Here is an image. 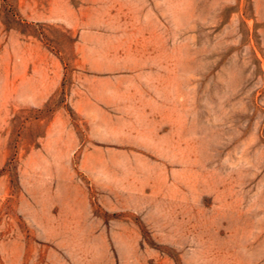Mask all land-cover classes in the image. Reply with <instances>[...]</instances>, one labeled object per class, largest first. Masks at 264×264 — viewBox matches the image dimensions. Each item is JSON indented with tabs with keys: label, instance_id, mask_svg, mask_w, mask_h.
<instances>
[{
	"label": "rangeland",
	"instance_id": "rangeland-1",
	"mask_svg": "<svg viewBox=\"0 0 264 264\" xmlns=\"http://www.w3.org/2000/svg\"><path fill=\"white\" fill-rule=\"evenodd\" d=\"M0 264H264V0H0Z\"/></svg>",
	"mask_w": 264,
	"mask_h": 264
}]
</instances>
